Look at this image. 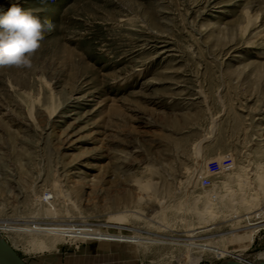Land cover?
<instances>
[{
    "label": "rangeland",
    "instance_id": "obj_1",
    "mask_svg": "<svg viewBox=\"0 0 264 264\" xmlns=\"http://www.w3.org/2000/svg\"><path fill=\"white\" fill-rule=\"evenodd\" d=\"M10 4L55 27L30 67L0 66V220L93 229L135 210L140 219L126 215L117 226L174 242L186 241L189 226L203 230L195 240L231 253L74 241L44 251L0 230L10 249L28 264L264 257V216L252 217L260 222L251 242L232 237L254 227L240 219L259 207L247 215L239 203L222 208L237 198L213 201L224 213L209 230L192 209L207 193L237 190L243 170L261 168L264 184V0H0V13ZM249 177L247 197L258 185Z\"/></svg>",
    "mask_w": 264,
    "mask_h": 264
},
{
    "label": "bare ground",
    "instance_id": "obj_2",
    "mask_svg": "<svg viewBox=\"0 0 264 264\" xmlns=\"http://www.w3.org/2000/svg\"><path fill=\"white\" fill-rule=\"evenodd\" d=\"M198 147H199V144L196 145V148L194 147L195 150L198 149ZM260 169L261 168H258V170L254 172V171H249L250 170V168H249V170L247 169L245 171V173H244V170H243L242 174L237 173V175H235L236 177H238V181H239L237 190H234L233 188L230 189V187L228 186L227 188L224 189V191H216L215 193H212V194L207 193L205 196L206 199L203 203L202 209H198V210H200V211H198L196 208H192L194 214L196 213L198 216L197 217L198 223L201 225L198 228L208 226L206 229L209 230L211 228V224H209V223L220 218V214L222 212L216 211L213 208V203H214L213 201H220L225 196H229L230 199L237 198L235 203H231L230 201H229V203L227 201H222V208L225 211H233L235 204L239 203L242 206L245 205V207H247L248 210L246 211L247 212L246 214L248 215V214L252 213L251 210L253 207H259L258 211L255 214H251V216H249L247 218L240 219L243 222H245V224H246L245 226H251V227L254 226V227L250 228L249 231L245 235H235L234 234L232 236L234 239H239V238H242L244 236V237H246V239L249 242H251L253 240L254 233L257 230H259V227H255V224H257V223L259 224V222H260V221H253L252 217L255 220L257 218H261L264 216V208H262V206H260V204L262 202V198H263V189H264L263 177L260 173L261 171L259 172ZM249 175H253V179L256 182H258V185L255 187V190H256L255 194L256 195L253 194V195L247 197L245 192L247 191V189H250L252 187V185L250 186L248 184L250 181ZM144 188H145V190H149V189L153 190V187L148 182H146L144 184ZM245 197H247V198H245ZM48 198H50V196L45 197L46 201L48 200ZM60 198H62V197L60 196ZM60 204H61V202H60ZM129 211H131L132 213L131 214L130 213L129 214H123V213H116L115 214L114 213V215L109 216L107 220H111V222L107 221V222L103 223L102 228L95 227L93 229H87L85 227H76V226L59 227L60 225H52V226H54V228L50 229L48 227L49 229H47V228H42V225L34 224V222H37V221H35L33 219L25 220L28 223L25 224L24 226H16L13 224V221L10 222V220L6 219V220H0V230L3 232H13V234L15 233V234H23V235L29 236L31 238L32 246L38 247L44 251L55 249L58 244L74 241L75 243L76 242L93 243V244L97 245L98 247L109 244L111 242H114V243H121L122 242V243H129V244L134 243L138 246L145 245V244H163V245L166 244L167 245L169 243V244L182 245V246L186 247V249L188 251L195 252V253L196 252L197 253L198 252H209V253L214 254L215 256H223V255L231 253V251L227 250L225 247L217 246V244L214 245V244H212L211 241H197V240H195L194 238L196 236H198L197 234L203 230H199V229L196 230V228H189V226H188V229H186L185 233H184V236L187 239H186V241H183V242H180V241L174 242L172 240L168 241L166 238L159 237L161 235L157 236L156 234L153 237L152 236H143L140 233L136 232L135 230L117 226V224H120L122 218L124 216L126 217V215L134 216L137 219L141 218L140 217L141 213H139L138 211H135V210L134 211L129 210ZM46 213L48 214L49 218H53V217L56 218L57 217V216H55L56 210L52 205L46 209ZM142 215L144 216V214H142ZM167 220L168 219H166V218L165 219L161 218L162 222L168 223ZM56 222H58V221H56ZM147 222L151 226H154L156 223V222H154V220L152 218H149L147 220ZM48 226H49V224H48ZM163 226L166 229H170L167 225H163ZM165 228H163V229H165ZM0 249L11 250L10 247H8V245L3 241V239L1 237H0ZM232 258L235 260L234 262L236 264H263L264 263V257H262V256H259V258L256 260H245L242 257L241 253H236V254L232 255ZM199 260H200V256H191L189 264H197Z\"/></svg>",
    "mask_w": 264,
    "mask_h": 264
},
{
    "label": "clouds",
    "instance_id": "obj_3",
    "mask_svg": "<svg viewBox=\"0 0 264 264\" xmlns=\"http://www.w3.org/2000/svg\"><path fill=\"white\" fill-rule=\"evenodd\" d=\"M54 27L52 22L42 23L18 4H10L0 13V66L30 67L44 32Z\"/></svg>",
    "mask_w": 264,
    "mask_h": 264
},
{
    "label": "water",
    "instance_id": "obj_4",
    "mask_svg": "<svg viewBox=\"0 0 264 264\" xmlns=\"http://www.w3.org/2000/svg\"><path fill=\"white\" fill-rule=\"evenodd\" d=\"M1 264H28L18 254L11 250L0 249Z\"/></svg>",
    "mask_w": 264,
    "mask_h": 264
},
{
    "label": "built area",
    "instance_id": "obj_5",
    "mask_svg": "<svg viewBox=\"0 0 264 264\" xmlns=\"http://www.w3.org/2000/svg\"><path fill=\"white\" fill-rule=\"evenodd\" d=\"M200 184H201V186H203V187H210V186H212V181L209 180V179L203 178V179L200 181Z\"/></svg>",
    "mask_w": 264,
    "mask_h": 264
}]
</instances>
